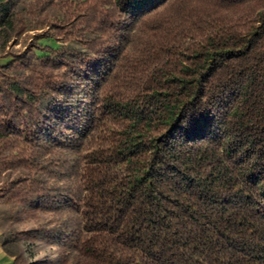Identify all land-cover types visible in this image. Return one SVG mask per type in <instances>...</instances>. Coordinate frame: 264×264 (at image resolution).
<instances>
[{"label":"trees","instance_id":"1","mask_svg":"<svg viewBox=\"0 0 264 264\" xmlns=\"http://www.w3.org/2000/svg\"><path fill=\"white\" fill-rule=\"evenodd\" d=\"M0 57L13 264H264V0H0Z\"/></svg>","mask_w":264,"mask_h":264},{"label":"rangeland","instance_id":"2","mask_svg":"<svg viewBox=\"0 0 264 264\" xmlns=\"http://www.w3.org/2000/svg\"><path fill=\"white\" fill-rule=\"evenodd\" d=\"M32 34L33 33L30 32L29 35L31 36ZM47 43L48 45H56V42L53 41H48ZM25 47H29V43L20 41L17 45L13 46L12 49L17 50ZM10 59V57H0V65L6 64ZM27 226L26 224L15 225L14 229L21 231ZM20 250L22 252L23 264H57L58 250L55 247L43 243H32L22 240L20 242Z\"/></svg>","mask_w":264,"mask_h":264},{"label":"crops","instance_id":"3","mask_svg":"<svg viewBox=\"0 0 264 264\" xmlns=\"http://www.w3.org/2000/svg\"><path fill=\"white\" fill-rule=\"evenodd\" d=\"M13 257L7 254L0 242V264H13Z\"/></svg>","mask_w":264,"mask_h":264}]
</instances>
